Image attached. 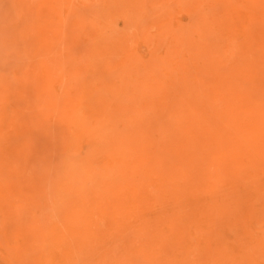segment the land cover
<instances>
[{"label": "rangeland", "instance_id": "374dc122", "mask_svg": "<svg viewBox=\"0 0 264 264\" xmlns=\"http://www.w3.org/2000/svg\"><path fill=\"white\" fill-rule=\"evenodd\" d=\"M0 264H264V0H0Z\"/></svg>", "mask_w": 264, "mask_h": 264}, {"label": "bare ground", "instance_id": "6f19581e", "mask_svg": "<svg viewBox=\"0 0 264 264\" xmlns=\"http://www.w3.org/2000/svg\"><path fill=\"white\" fill-rule=\"evenodd\" d=\"M261 117H262V114H261ZM215 137H216V136H215ZM239 137H241V135H239ZM220 138H221V137H220ZM220 140H221V139H220ZM223 140H224V139H223ZM219 142H220V141H219ZM223 142H224V141H223ZM223 142H222V144H224ZM245 144H246V143H245ZM221 146H222V145H221ZM223 148H224V145H223ZM221 149H222V148H221ZM224 152H225V151H224ZM195 153H196V152H195ZM256 155H257V154H256ZM259 155H260V154H259ZM223 160H224V159H222V161H223ZM259 161H260V159H259ZM223 162H225V161H223ZM219 164H220V163H219ZM259 165H260V164H259ZM220 166H221V165H220ZM247 169H248V168H247ZM219 170H221V169H219ZM219 170H218V171H219ZM239 170H240V169H239ZM247 171H248V170H247ZM249 171H250V170H249ZM251 171H252V170H251ZM262 176H263V175H262ZM209 181H210V180H209Z\"/></svg>", "mask_w": 264, "mask_h": 264}]
</instances>
